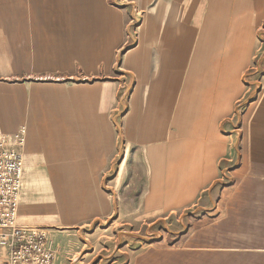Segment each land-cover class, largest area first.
Returning a JSON list of instances; mask_svg holds the SVG:
<instances>
[{"label":"rangeland","instance_id":"obj_1","mask_svg":"<svg viewBox=\"0 0 264 264\" xmlns=\"http://www.w3.org/2000/svg\"><path fill=\"white\" fill-rule=\"evenodd\" d=\"M105 2L119 7L123 24L121 29L112 20L114 27L107 22L104 27L103 12L102 31L88 29L96 34L86 47L101 45L87 56L101 67L55 73L48 80L88 88L97 82L114 84L118 97L117 120H110L116 138L111 167L104 179H87L82 200L90 208L86 218L69 223L67 214L46 216L50 211L27 218L19 204L18 223L32 221L30 227L46 235L53 264H191L197 250L226 251L229 264H262L264 258L235 255L252 245L248 242L240 249L214 243L240 238L264 247V220L255 219L264 205V182L237 189L246 172L245 129L264 93V19L255 16L257 4ZM14 137L7 147L23 153L25 168L26 131L22 146L14 145ZM33 182L38 202L49 203L48 180ZM98 193L111 207L94 210L92 199Z\"/></svg>","mask_w":264,"mask_h":264},{"label":"crops","instance_id":"obj_2","mask_svg":"<svg viewBox=\"0 0 264 264\" xmlns=\"http://www.w3.org/2000/svg\"><path fill=\"white\" fill-rule=\"evenodd\" d=\"M248 1L257 4L255 16L264 19V0ZM115 7L107 6L105 0H0V134L26 131L25 187L20 199L23 217L50 211L46 216L67 214L69 223L86 218L90 208L82 200L87 179H104L111 167L109 154L116 138L110 120H117L118 97L114 84L97 82L88 88L83 83H61V79L48 78L55 73H76L80 69L86 73L85 68L101 67L90 64L87 56L95 54L101 45L92 43V48L86 47L96 34L88 29L98 27L102 31L103 12L104 27L106 22L110 27L119 22L122 29L123 17L117 11L119 7ZM243 141L246 172L238 190L250 189L253 182H264V93L254 108ZM39 178L48 180L46 189L51 198L45 205L38 202L33 182ZM228 188L230 185L223 188L220 201ZM92 201L94 210L111 207L110 200L100 193ZM51 209L56 212L51 213ZM258 209L261 213L255 219L264 220V205ZM210 217L215 216L207 218ZM22 224L34 226L32 221ZM244 242L252 245L240 249ZM214 243L223 248L230 243L238 246L240 250L235 255L240 259L264 258V247L255 240L239 238ZM209 253L193 252L191 264H211L212 259L217 260L216 264H229L226 251Z\"/></svg>","mask_w":264,"mask_h":264},{"label":"built area","instance_id":"obj_3","mask_svg":"<svg viewBox=\"0 0 264 264\" xmlns=\"http://www.w3.org/2000/svg\"><path fill=\"white\" fill-rule=\"evenodd\" d=\"M20 132L13 142L19 147L25 140V130ZM12 137L0 135V264H53L46 235L18 223L24 158L22 152L7 147Z\"/></svg>","mask_w":264,"mask_h":264}]
</instances>
